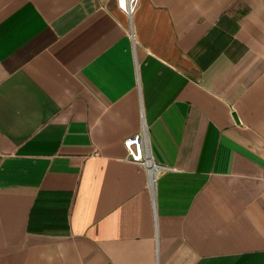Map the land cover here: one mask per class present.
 Instances as JSON below:
<instances>
[{
  "label": "crops",
  "instance_id": "0c3cea01",
  "mask_svg": "<svg viewBox=\"0 0 264 264\" xmlns=\"http://www.w3.org/2000/svg\"><path fill=\"white\" fill-rule=\"evenodd\" d=\"M0 264H264V0H0Z\"/></svg>",
  "mask_w": 264,
  "mask_h": 264
},
{
  "label": "built area",
  "instance_id": "2783aa9c",
  "mask_svg": "<svg viewBox=\"0 0 264 264\" xmlns=\"http://www.w3.org/2000/svg\"><path fill=\"white\" fill-rule=\"evenodd\" d=\"M118 7L128 16L132 17L138 8L139 0H117ZM128 152V161L143 167L148 174V186L155 188L158 183L159 174L166 167L157 163L151 152L150 141L146 126L142 130L124 141Z\"/></svg>",
  "mask_w": 264,
  "mask_h": 264
},
{
  "label": "water",
  "instance_id": "95a60500",
  "mask_svg": "<svg viewBox=\"0 0 264 264\" xmlns=\"http://www.w3.org/2000/svg\"><path fill=\"white\" fill-rule=\"evenodd\" d=\"M235 117H236V115H234ZM237 119V118H236ZM237 121H238V119H237Z\"/></svg>",
  "mask_w": 264,
  "mask_h": 264
},
{
  "label": "rangeland",
  "instance_id": "374dc122",
  "mask_svg": "<svg viewBox=\"0 0 264 264\" xmlns=\"http://www.w3.org/2000/svg\"><path fill=\"white\" fill-rule=\"evenodd\" d=\"M137 11V10H136Z\"/></svg>",
  "mask_w": 264,
  "mask_h": 264
}]
</instances>
